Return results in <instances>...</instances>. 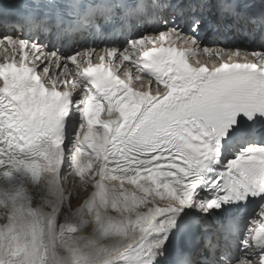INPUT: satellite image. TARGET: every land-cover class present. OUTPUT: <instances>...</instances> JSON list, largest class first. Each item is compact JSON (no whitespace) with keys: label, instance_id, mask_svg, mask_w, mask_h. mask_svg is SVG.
<instances>
[{"label":"snow or ice","instance_id":"1","mask_svg":"<svg viewBox=\"0 0 264 264\" xmlns=\"http://www.w3.org/2000/svg\"><path fill=\"white\" fill-rule=\"evenodd\" d=\"M17 174L53 199L0 201V264H66L57 241L67 264H264V2L0 8V178Z\"/></svg>","mask_w":264,"mask_h":264},{"label":"bare ground","instance_id":"2","mask_svg":"<svg viewBox=\"0 0 264 264\" xmlns=\"http://www.w3.org/2000/svg\"><path fill=\"white\" fill-rule=\"evenodd\" d=\"M77 123H79V120L77 121ZM72 134H71V136H72ZM77 141H78L77 143L80 142L79 137H78ZM67 171H68V169H66V173H67ZM72 176H73V178H70V179L65 178L64 179L65 180L64 183L61 182L63 187H64V189H67L69 191H71L70 189L75 188L74 175H72ZM105 183H110V182L109 181H105ZM126 187H129V186H126ZM29 189H30V195H31V205L33 207L40 206V207L43 208V210L45 212H47L49 209L47 208L46 203L53 199V197H52V195H51V193L49 192V189H48L47 177L43 176V178L40 179L38 183L29 185ZM89 191H91V190L89 189ZM85 195H86L85 193H82L80 195V197H82L81 200L85 199ZM4 212H5L4 210L0 209V217L3 216ZM112 215L118 216L117 213H112ZM84 218L88 219V228H85L83 230V232L79 233V235L81 237H84L85 239H87L88 236H89V230L94 227L95 221H94V218L87 216V214H85ZM3 222L4 221L2 219H0V223H3ZM80 242L84 243L85 241L81 240ZM109 243L110 242L107 241V240H99L98 241L99 245H104V246H108ZM52 251H55L57 254H58V252H60V251L62 252L63 251L62 246H61L59 241L56 242L54 249H52L51 246H50V254L52 253ZM58 256H59V254H58ZM59 258H60V256H59ZM60 259L64 260L67 263L69 258L67 257L66 260H65V258H60Z\"/></svg>","mask_w":264,"mask_h":264},{"label":"rangeland","instance_id":"3","mask_svg":"<svg viewBox=\"0 0 264 264\" xmlns=\"http://www.w3.org/2000/svg\"><path fill=\"white\" fill-rule=\"evenodd\" d=\"M62 182V181H61ZM78 183H79V181H77ZM75 184V193H76V195H77V197L79 198V199H81L82 197H80V195L82 194V193H84V192H82L81 190H80V188L79 187H76L77 185H79V184ZM67 187V186H66ZM74 189V188H73ZM73 189H70L71 191L73 190ZM65 191H69V190H67V189H65ZM89 191V190H88ZM84 202V200H80V203H83ZM69 219H72L71 217L69 218ZM58 254H59V256H60V258H65V260H66V258H67V256H65V255H63V251L61 252H58ZM67 264V263H66Z\"/></svg>","mask_w":264,"mask_h":264}]
</instances>
